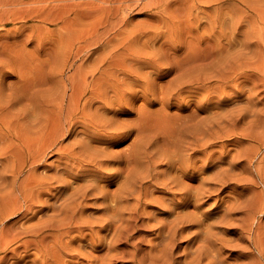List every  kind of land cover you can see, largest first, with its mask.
I'll return each instance as SVG.
<instances>
[{
    "label": "bare ground",
    "instance_id": "1",
    "mask_svg": "<svg viewBox=\"0 0 264 264\" xmlns=\"http://www.w3.org/2000/svg\"><path fill=\"white\" fill-rule=\"evenodd\" d=\"M209 59L207 51L201 49L185 64L176 60L149 71L142 66L125 73L132 84L141 78L147 81L173 74L146 94L155 97L159 111L174 112L169 120L146 130L140 121L120 118L131 108L126 103L129 95L116 85L94 89L82 104L85 91L81 89L79 96L72 94L66 110L62 103H55L56 114L37 131L48 127L49 132L40 138L46 137V148L59 163L58 171L47 178L18 182L22 171L16 165L7 166L6 154L17 149L23 153L22 164L33 165L48 152L28 141L16 143L18 136L0 129V264H170L180 248L175 238L191 227L198 231L185 236L184 252L197 242L200 245L186 264L202 259H208L204 264H264V225L257 218L264 212V127L262 131L253 127L264 122V111L214 112L198 119L192 108L200 105L197 97L180 99V95L196 81V71ZM55 89L52 85L51 91ZM93 101L101 107H92ZM152 101L144 98L142 107ZM205 105L209 109L214 103ZM222 125L226 136L235 137L227 139L229 145L249 147L229 151L222 144L215 151L223 136L220 131L209 132V128ZM132 136L127 149L111 151ZM64 140L68 141L63 144ZM199 161L202 169L194 186L191 182L196 176L191 170ZM205 172L209 174L203 176ZM243 184L251 188L239 192ZM112 185L117 188L111 192ZM225 191L227 199L204 207ZM175 196H180L179 202H173ZM245 196L248 198L242 201ZM128 201L132 205H127ZM147 203L160 207L165 217H151L145 212ZM217 208L221 209L215 212ZM238 214L250 220L248 227L237 226L250 237L241 239L243 245L222 243L227 254L212 256L215 231L229 233ZM151 219L153 224L146 222ZM140 227L153 229L155 239L162 244L160 250L155 248L157 259L141 249L142 236L131 241L135 237L130 230ZM94 239L96 243H91ZM235 252L240 254L233 256Z\"/></svg>",
    "mask_w": 264,
    "mask_h": 264
},
{
    "label": "rangeland",
    "instance_id": "2",
    "mask_svg": "<svg viewBox=\"0 0 264 264\" xmlns=\"http://www.w3.org/2000/svg\"><path fill=\"white\" fill-rule=\"evenodd\" d=\"M196 43L201 45L197 47ZM201 49L207 51L210 59L196 71V81L180 95V99L197 97L200 105L192 108L198 119L214 112L264 111V0H0V129L18 136L20 140L16 143L28 141L33 147L40 145L44 153L48 152L35 164L27 162L23 165V153L11 150L6 154L7 166L20 167L22 173L18 182L28 178H47L58 171L56 155L47 150L46 137L40 138L49 132L48 127L37 131L56 114L55 103H62L66 110L72 94L79 96L81 89L85 91L82 104L94 89L116 85L120 92L129 95L126 103L131 108L128 115L120 118L140 121L144 130L169 120L174 110L170 109L168 113L159 111L160 105L155 97L146 93L158 88L173 74L154 76L147 81L141 78L132 84V78L125 73L142 66L144 71H149L150 67L165 66L176 60L185 64L191 62ZM202 84L205 89L200 88ZM52 85H56L55 91H51ZM144 98L153 100L152 104L142 107ZM203 102L214 105L207 109ZM92 107L101 105L93 101ZM258 125H253L254 129L262 131L264 122ZM130 126L136 128L134 124ZM211 131H220L223 136L213 148L215 151H219L222 144L229 151L249 147L245 144L239 147L229 145L227 139L235 137L226 136L223 125L210 127ZM133 138L120 141L111 151L127 149ZM67 141L64 140L63 144ZM198 157L206 158L207 155ZM201 161L191 170L196 176L191 182L194 186L202 169ZM116 188L117 185H112L109 189L112 192ZM249 188L251 186L243 184L238 191ZM4 191L7 192L8 187ZM226 197L225 191L204 207L208 209L211 203ZM179 198L175 196L173 202H179ZM246 198L248 196L241 200ZM127 205H132V201ZM145 212L157 219L165 217L157 205L148 206L147 203ZM263 213L257 215L261 225H264ZM242 216H235L236 226L229 233L215 231L217 243L212 256L227 254L222 243L243 245L242 240L250 237L237 227L244 224L248 227L250 223L245 219L246 215ZM146 222L154 223L152 219ZM256 225L255 220L253 227ZM196 231V227H191L182 237L175 238L180 248L174 252V262L170 261V264H186L193 260L200 243L184 252L185 236ZM130 233L135 237L131 240L133 242L136 237H143L141 249L149 257L158 253L156 247L158 250L162 248L153 229L140 227ZM239 254L235 252L233 256ZM204 263H208V259L192 264Z\"/></svg>",
    "mask_w": 264,
    "mask_h": 264
}]
</instances>
